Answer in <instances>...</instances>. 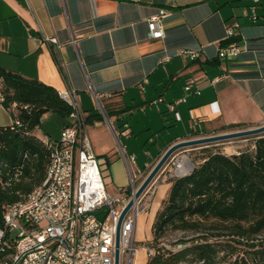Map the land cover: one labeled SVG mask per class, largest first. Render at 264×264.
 <instances>
[{
    "label": "crops",
    "instance_id": "0c3cea01",
    "mask_svg": "<svg viewBox=\"0 0 264 264\" xmlns=\"http://www.w3.org/2000/svg\"><path fill=\"white\" fill-rule=\"evenodd\" d=\"M250 6L245 0H0V68L58 92L76 91L93 153L106 162L115 194L130 180L121 151L133 157L135 175H145L177 142L233 131L230 125H264V0L255 22ZM160 10L167 12L165 36L151 39L147 21ZM229 24L238 25L243 47L232 62L218 58ZM51 36L61 44L57 52L44 41ZM182 50L200 57L192 61ZM190 79L202 85L185 92ZM62 118L56 137L38 128L35 134L58 140L70 123ZM12 122L0 104V127ZM246 141L223 153L238 155Z\"/></svg>",
    "mask_w": 264,
    "mask_h": 264
},
{
    "label": "trees",
    "instance_id": "16d2710c",
    "mask_svg": "<svg viewBox=\"0 0 264 264\" xmlns=\"http://www.w3.org/2000/svg\"><path fill=\"white\" fill-rule=\"evenodd\" d=\"M0 97L13 119L0 127L3 227L4 207L22 201L45 179L50 152L35 134L41 118L48 112L69 117L70 107L53 87L2 68ZM249 138L253 144L238 155L207 150L189 172L168 179L145 264H264V134ZM173 234L179 236L165 244Z\"/></svg>",
    "mask_w": 264,
    "mask_h": 264
},
{
    "label": "built area",
    "instance_id": "2783aa9c",
    "mask_svg": "<svg viewBox=\"0 0 264 264\" xmlns=\"http://www.w3.org/2000/svg\"><path fill=\"white\" fill-rule=\"evenodd\" d=\"M245 1L251 2L250 18L257 21L255 8L260 0ZM166 16L167 12L160 10L147 21L151 39L164 38ZM237 31V24L226 27L219 59L232 62L242 53ZM44 41L53 52L61 48L54 36L45 37ZM71 43L75 44L76 39ZM180 54L192 61L200 57V51L182 50ZM217 80L208 83L214 84ZM202 81L188 80L184 91L190 92L193 85ZM59 96L70 107V123L63 127L58 140L42 139L50 152L43 183L22 201L4 207L0 264H115L117 225L143 173L133 174V157L121 151L130 183L110 194L104 174L106 162H101L93 153L76 91L65 90ZM190 165L186 156L174 157L168 164L169 177L189 172ZM151 188L134 200L121 222L119 264H131L139 249L146 255L152 254L148 246H139L135 240L137 220L152 203V196L146 197Z\"/></svg>",
    "mask_w": 264,
    "mask_h": 264
},
{
    "label": "rangeland",
    "instance_id": "374dc122",
    "mask_svg": "<svg viewBox=\"0 0 264 264\" xmlns=\"http://www.w3.org/2000/svg\"><path fill=\"white\" fill-rule=\"evenodd\" d=\"M225 34H226V30H225ZM209 81L210 80L207 79V81H205V83L208 84ZM201 85L196 86L195 87V91H197L198 87H200ZM44 116L45 117H42V119H41V124L38 127L37 133L39 135H43L44 136V134H46V131H47L52 136L56 137L57 136L56 134H57L58 130L61 128L62 122L66 118H62L60 116H56L52 112L46 113V114H44ZM239 130H242V129H239ZM233 131H236V130H233ZM244 139L247 140L246 142H244V145H245L244 148L250 147L253 144L252 138H249V137H247V138H238V139H232V140H228V141H223V142H220V143H215V144L213 143V144H210L208 146L202 145V146L193 147V148H190V150H188L187 152H184V154H183V151H184L183 149L178 150L176 153H174V156L168 161L167 165H165V167H164V168H167V170L162 173V171L164 170L163 169L161 172H159V174L152 181V183L154 182V186H158V188H157V190L155 192L154 191V187H152L150 189V191L148 192L146 197H149L151 195L152 196V203H151L150 207L148 208V210L146 211V213L143 216H141L140 218H138V220H137V228H136V232H135V240L138 242L137 245H139V246H144V245L148 246V242L151 239L150 231H151V225H152V222L154 220L155 213L159 209L161 201L164 199V197L166 196V194H167V192L169 190L168 179L170 177L168 175V168H169L168 164L170 163V161L174 157L178 158V157H181V156H186L187 159L189 160V162L191 163L190 166L192 168V162L201 160V158L206 155V153H207L206 151L207 150L219 151V152H222V153L223 152L226 153V150H224V148L228 147L231 143H234V142L235 143H240L239 141H244ZM205 148H207V149L203 150ZM152 168L149 171H147L145 173V175H143V177L141 179H139L135 183L136 188H138L140 186V184L142 183L144 178L148 175V173L152 170ZM132 172H133V174H135V166H132ZM159 176H160V178L158 179ZM127 178H128V175H127ZM129 183H130V180H129ZM148 188L145 190V192L148 190ZM107 190H108L109 193H112L113 191L117 190V188H116L115 184H108ZM153 192H155V193H153ZM178 236H179L178 234L169 235L163 241L166 244L169 241H172V240L176 239ZM141 242H143V243H141ZM145 260H147V255H146L145 251H143L142 249H139L137 255L133 258L131 264H144Z\"/></svg>",
    "mask_w": 264,
    "mask_h": 264
},
{
    "label": "water",
    "instance_id": "95a60500",
    "mask_svg": "<svg viewBox=\"0 0 264 264\" xmlns=\"http://www.w3.org/2000/svg\"><path fill=\"white\" fill-rule=\"evenodd\" d=\"M264 134V125H261L259 127L249 128V129H242V130H236V131H230L185 141H180L172 146H170L164 154L160 157V159L157 161V163L154 165L152 170L148 173V175L144 178L140 186L136 189L133 198L129 201L125 209L122 211L118 225H117V233H116V252H115V264H119V229L121 222L127 213V211L131 208V206L134 203V200L139 198L142 193L149 187V185L152 183V181L155 179V177L161 172L165 165H167L168 161L174 156V153H176L178 150L181 149H189L197 146H208L210 144L220 143L223 141H228L232 139H238V138H247V137H253Z\"/></svg>",
    "mask_w": 264,
    "mask_h": 264
},
{
    "label": "bare ground",
    "instance_id": "6f19581e",
    "mask_svg": "<svg viewBox=\"0 0 264 264\" xmlns=\"http://www.w3.org/2000/svg\"><path fill=\"white\" fill-rule=\"evenodd\" d=\"M144 251V250H143Z\"/></svg>",
    "mask_w": 264,
    "mask_h": 264
}]
</instances>
